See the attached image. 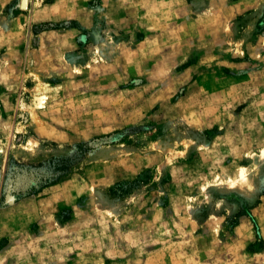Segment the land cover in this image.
<instances>
[{
    "label": "rangeland",
    "instance_id": "obj_1",
    "mask_svg": "<svg viewBox=\"0 0 264 264\" xmlns=\"http://www.w3.org/2000/svg\"><path fill=\"white\" fill-rule=\"evenodd\" d=\"M0 264H264V0H0Z\"/></svg>",
    "mask_w": 264,
    "mask_h": 264
}]
</instances>
